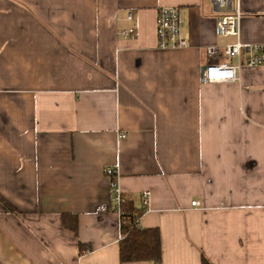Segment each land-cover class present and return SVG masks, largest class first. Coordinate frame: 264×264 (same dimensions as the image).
I'll return each instance as SVG.
<instances>
[{
  "label": "crops",
  "instance_id": "0c3cea01",
  "mask_svg": "<svg viewBox=\"0 0 264 264\" xmlns=\"http://www.w3.org/2000/svg\"><path fill=\"white\" fill-rule=\"evenodd\" d=\"M236 2L238 37L211 0H0V264H154L119 259L107 168L149 192L158 264H264V66L201 80L236 62L207 46L264 43V0ZM162 6L187 46L158 47Z\"/></svg>",
  "mask_w": 264,
  "mask_h": 264
},
{
  "label": "built area",
  "instance_id": "2783aa9c",
  "mask_svg": "<svg viewBox=\"0 0 264 264\" xmlns=\"http://www.w3.org/2000/svg\"><path fill=\"white\" fill-rule=\"evenodd\" d=\"M211 2L218 10L226 8L228 12L217 18V32L223 36L238 37L241 18L238 3L236 2V6L234 7V0H211ZM130 18L131 15L129 14L128 19ZM156 24L157 45L159 48H182L187 46L186 40L181 36L180 16L177 7L162 6L158 8ZM119 33L122 36H127L133 34L134 30H121ZM206 53L209 57L223 54L228 58H235L236 62H211L204 65L201 70V80L204 83L233 82L237 80V72L241 67L255 69L264 66V43H243L237 40L222 50L217 46H207ZM105 172L112 179L114 190L113 201L120 217V204L124 201V198L116 186L115 170L107 168ZM148 197V191L142 192L141 204L144 208H147ZM191 205L197 207L199 206V202L193 201Z\"/></svg>",
  "mask_w": 264,
  "mask_h": 264
},
{
  "label": "trees",
  "instance_id": "16d2710c",
  "mask_svg": "<svg viewBox=\"0 0 264 264\" xmlns=\"http://www.w3.org/2000/svg\"><path fill=\"white\" fill-rule=\"evenodd\" d=\"M143 206V205H142ZM136 207L131 201L124 200L120 204V232L119 259L121 262L149 261L154 264L160 263L161 246L160 234L157 228H140L137 221L146 208ZM64 216L63 225L69 227L74 233L77 232L76 218ZM73 220V225L71 224ZM84 250V244L79 245ZM202 264H212L205 256H202Z\"/></svg>",
  "mask_w": 264,
  "mask_h": 264
}]
</instances>
